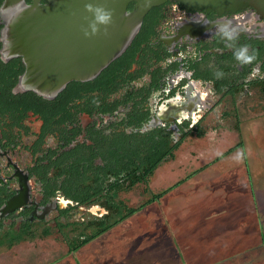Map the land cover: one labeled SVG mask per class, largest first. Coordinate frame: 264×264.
I'll return each mask as SVG.
<instances>
[{
    "label": "flooded vegetation",
    "instance_id": "flooded-vegetation-1",
    "mask_svg": "<svg viewBox=\"0 0 264 264\" xmlns=\"http://www.w3.org/2000/svg\"><path fill=\"white\" fill-rule=\"evenodd\" d=\"M221 25L234 35H222ZM244 46L255 59L241 63L234 53ZM123 54L116 69L129 65L116 71L113 83L75 86L47 100L15 93L21 74L6 90L3 66L22 63L0 53V248L51 240L72 259L85 246L70 254L66 241L111 226L90 243L108 240L145 207L160 208L165 193L184 188L187 162L208 161L231 145L230 153L240 150L245 165L240 113L264 98L263 14L250 7L192 10L166 1L147 12ZM208 142L212 154L198 148ZM194 148L198 152L186 159ZM219 156L210 161L218 163ZM148 160L157 163L154 171L131 188L123 185L125 178L143 175L140 165ZM137 187L146 200L133 207L127 196ZM155 194L163 196L153 202ZM142 205L119 220L123 206Z\"/></svg>",
    "mask_w": 264,
    "mask_h": 264
},
{
    "label": "rangeland",
    "instance_id": "rangeland-1",
    "mask_svg": "<svg viewBox=\"0 0 264 264\" xmlns=\"http://www.w3.org/2000/svg\"><path fill=\"white\" fill-rule=\"evenodd\" d=\"M253 101L240 113L244 120L248 172L241 160L242 152L236 149L230 153L234 147L228 145L211 155L210 160L218 155L222 157L218 163L187 162L186 177L191 178L186 180L184 188L165 193L160 208L145 207L116 232H111L108 240L100 238L86 245L76 256L77 261L66 258L65 248L60 244L35 240L10 250L0 248V264H180V258L186 264H234L228 259L245 252L247 257L241 258L242 263L238 258L235 264H264L259 259L264 258V98L261 102L258 98ZM209 143L198 148L211 153L214 146ZM194 150L186 152L185 158L191 157V152H198ZM177 166L173 164L169 171ZM127 198L133 207L146 200L138 187ZM166 223L170 233L166 231ZM131 239L137 245L143 241L136 253L145 254L154 249L157 254L153 257L145 254L142 258L139 254L128 259L135 254L131 251ZM173 243L179 251H164L173 250ZM256 247L258 255L247 252ZM100 253L102 256H97ZM253 257L257 261L251 262Z\"/></svg>",
    "mask_w": 264,
    "mask_h": 264
},
{
    "label": "water",
    "instance_id": "water-1",
    "mask_svg": "<svg viewBox=\"0 0 264 264\" xmlns=\"http://www.w3.org/2000/svg\"><path fill=\"white\" fill-rule=\"evenodd\" d=\"M166 1L216 13L250 7L264 15V0H3L0 53L23 65L13 91L50 100L71 82L94 80L124 53L147 12ZM88 3L108 9L111 19L86 36L92 20Z\"/></svg>",
    "mask_w": 264,
    "mask_h": 264
},
{
    "label": "trees",
    "instance_id": "trees-1",
    "mask_svg": "<svg viewBox=\"0 0 264 264\" xmlns=\"http://www.w3.org/2000/svg\"><path fill=\"white\" fill-rule=\"evenodd\" d=\"M26 2L27 3H30V0H26ZM42 3H45V1H42ZM131 7H132V4H130L129 6H128V8H127V10H130L131 9ZM131 50H128L125 54H123L124 56H122L121 58H125V56H127L128 54H129V52H130ZM120 58V59H121ZM119 60V59H118ZM129 61H133V59H130ZM116 63H117V60H116ZM129 63V62H128ZM127 62H125V64L120 68V69H116V64H115V62H112L106 69H104L100 74H99V76L97 77V78H95L94 80H92V81H89V82H86V83H77V82H71L70 84H68L67 85V87L65 88V90H64V92L63 93H65L66 91H72L71 89L73 88V87H75V86H79V87H83V86H86V87H88V86H95L94 84H99L100 86H106V85H109V84H111V83H113V81H114V78H115V75L117 74V72H119L120 73V71H121V69H124V67L126 66H128L129 64H128ZM22 71H23V66L19 63V61H15V60H13V61H11L9 64H7V65H4L3 66V68H2V71L1 72H3V76L5 77V76H7L8 77V82H6V85H8V87L6 88V90L7 91H9L10 90V88L14 85V83H15V81H16V78H17V75H20L21 73H22ZM117 71V72H116ZM98 89H99V87H97ZM63 93L61 94V95H63ZM23 97H29V98H34V99H40L38 96H36V95H34V94H32V93H28V94H24V95H22ZM140 162H141V160H140ZM156 165H157V163H155L153 160L152 161H150V160H148L147 162H142L141 163V165L140 166H143L144 167V169L142 170V172H144V174L143 175H140L139 176V178L137 177V178H125L124 180H123V185L125 184V183H127V186L129 187V188H131L132 187V185H134V183H136V181H139V180H141V179H145L147 176H149L151 173H152V171H154V169L156 168ZM135 175V174H134ZM133 175V176H134ZM191 177L190 176H187L186 178H185V180H187V179H190ZM143 181V180H142ZM163 195L161 194V195H159V194H155V196L152 198V201L153 202H157L158 201V199L160 198V197H162ZM144 207V205H142V206H140V207H138V208H135V209H133V208H126L125 206H123V209L125 210V214H123L122 215V217H120V221L121 220H125L126 218H129L131 215H133V214H135L137 211H139L140 209H142ZM111 226H107V228H104V230H101V231H98V233H96V234H91L90 236L88 235L87 237H85V238H83V239H80V238H78V239H73L72 241H66L65 242V245H66V247L68 248V253H70V254H72V253H75L76 251H78V250H80L82 247H84V246H86V245H88L93 239H95L97 236H99L100 234H102L104 231H108L109 230V228H110ZM166 231L167 232H169V230H167V227H166ZM170 233V232H169ZM170 237V236H169ZM137 237H135V239H136ZM172 241H173V239H172ZM136 241H134V240H130V243H135ZM141 244H143V241H140V244L139 245H137V244H134L135 245V248L133 249V250H135L136 248H137V246H139V248H141ZM11 245V244H10ZM8 246V248H10L11 246ZM177 246V245H176ZM176 246H175V243H173L172 244V246L171 247H173L174 249L173 250H171V248H170V250H169V248L166 250H164V251H166V252H171V251H179V248L178 249H176ZM260 246V245H259ZM148 249V248H147ZM256 249H258L257 247L255 248V249H253V250H250V251H247L249 254L251 253V254H256V255H258L257 254V252H256ZM133 253H134V251H132ZM175 253V252H174ZM139 254H141V253H136L135 252V254H134V256H132V257H128V259H130V258H133V257H137V255H139ZM145 254H147V255H149V256H155L156 254H157V252H155V250L154 249H152V250H148L147 252H145ZM144 253L143 254H141L140 256V258H142V256L143 255H145ZM100 255H101V253L100 254H98L97 256H99L100 257ZM246 256L247 257V253L245 252V253H243V254H240V255H235V256H232V257H230L229 259H228V261H232L234 264L235 263H237V261H238V258L240 259V261H241V263H242V260H241V258H243V256ZM102 256V255H101ZM264 257V256H263ZM138 258H139V256H138ZM177 258H179V257H177ZM145 259V258H144ZM259 259H261L262 261H263V263H264V258H259ZM72 260H75V261H77V258H76V256H74L73 258H72ZM180 260V264H186V262L185 261H183V259H179ZM255 260L257 261V258H255L254 259V257L253 258H250V261L251 262H255ZM74 261V262H75ZM99 262V261H98ZM229 262V263H230ZM56 263V262H55ZM76 263V262H75ZM78 263V262H77ZM240 264V263H239Z\"/></svg>",
    "mask_w": 264,
    "mask_h": 264
},
{
    "label": "clouds",
    "instance_id": "clouds-1",
    "mask_svg": "<svg viewBox=\"0 0 264 264\" xmlns=\"http://www.w3.org/2000/svg\"><path fill=\"white\" fill-rule=\"evenodd\" d=\"M85 9L92 13V20L89 22L87 29L84 30V34L87 36L89 35V30L91 34H95L98 30V26L100 25H107L110 23L111 19V12L103 8L99 5L93 4H85ZM221 34L226 37H232L234 35L233 32H230L225 29L223 25L220 26ZM236 59L241 63H246L255 59V54H248L246 51V46L239 48L234 53ZM219 75V73L217 74Z\"/></svg>",
    "mask_w": 264,
    "mask_h": 264
},
{
    "label": "crops",
    "instance_id": "crops-1",
    "mask_svg": "<svg viewBox=\"0 0 264 264\" xmlns=\"http://www.w3.org/2000/svg\"><path fill=\"white\" fill-rule=\"evenodd\" d=\"M165 219V218H164ZM165 224V223H164ZM167 224V223H166ZM177 225H180L179 223H177ZM166 227H168L169 226V224H167V225H165ZM132 256H134V255H129V257H132Z\"/></svg>",
    "mask_w": 264,
    "mask_h": 264
}]
</instances>
